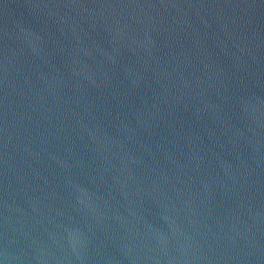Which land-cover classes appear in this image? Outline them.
<instances>
[{
  "label": "water",
  "instance_id": "1",
  "mask_svg": "<svg viewBox=\"0 0 264 264\" xmlns=\"http://www.w3.org/2000/svg\"><path fill=\"white\" fill-rule=\"evenodd\" d=\"M0 264H264V0H0Z\"/></svg>",
  "mask_w": 264,
  "mask_h": 264
}]
</instances>
